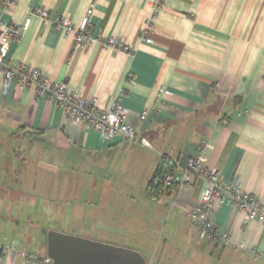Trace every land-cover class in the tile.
<instances>
[{"label": "crops", "instance_id": "crops-1", "mask_svg": "<svg viewBox=\"0 0 264 264\" xmlns=\"http://www.w3.org/2000/svg\"><path fill=\"white\" fill-rule=\"evenodd\" d=\"M152 2L19 0L11 13L0 8L2 21L27 25L10 45L16 66L38 69L100 109L119 101L137 137L103 141L33 88L12 81L5 90L0 76V264H53L47 232L64 230L42 227L66 215L86 221L83 198L107 199L120 183L140 185L128 195L149 200L145 212L133 210L149 223L132 248L146 264H264V226L226 204L211 220L229 244L200 238L191 213L203 181L157 201L147 195L163 159L181 168L202 149L207 169L264 204V0H165L156 13ZM39 9L76 27L90 15L91 42L75 50L71 33L30 16Z\"/></svg>", "mask_w": 264, "mask_h": 264}, {"label": "built area", "instance_id": "built-area-1", "mask_svg": "<svg viewBox=\"0 0 264 264\" xmlns=\"http://www.w3.org/2000/svg\"><path fill=\"white\" fill-rule=\"evenodd\" d=\"M19 0H2L0 8L5 13H11ZM165 0H153L152 7L156 13L161 9ZM48 21L54 28L66 34L73 35L74 49H83L90 42L89 27L90 15H87L80 24L74 26L67 17H50L46 10H37L30 15ZM27 25H16L0 19V76L6 90L12 81H16L21 89L33 88L38 96L46 98L53 106L61 108L75 125H85L96 130L103 141L124 138L137 141L134 130L126 124L127 111L119 101L110 107L100 109L96 100H86L80 94L69 89L65 83H52L47 75L38 69L27 65L16 66L10 56V45L19 41ZM118 45L110 41L109 47ZM123 47V46H120ZM129 51L128 47H123ZM146 113L141 119L144 120ZM141 144L147 145L145 141ZM264 157V152L262 154ZM207 159L202 149L190 158L175 174L164 177L166 187L176 189V192L190 191L197 180L206 185L199 205L191 213V221L195 225L200 238L216 244L228 245L229 236L221 231L212 222L211 213L215 206L228 205L240 210L245 215L246 222H257L264 226V204L255 195L244 191L238 183H227L218 174L217 170L206 168ZM7 253V249L0 240V254Z\"/></svg>", "mask_w": 264, "mask_h": 264}, {"label": "rangeland", "instance_id": "rangeland-1", "mask_svg": "<svg viewBox=\"0 0 264 264\" xmlns=\"http://www.w3.org/2000/svg\"><path fill=\"white\" fill-rule=\"evenodd\" d=\"M91 174H93L91 176L92 179L98 178L96 168H91ZM116 187V191L107 199H101L96 193H94L95 195L91 193L89 196L83 198L85 206H88L84 210L85 214H87L86 221L79 220V215H76V217L74 215L73 218H68L69 216L66 215L61 223L60 219H57L59 217L56 216L57 218L51 223V227L46 225L42 228L62 229L64 230L62 234L65 235L134 250L132 248H136L137 244L135 236L138 233L150 234V228H148L149 223L146 221V217H137L133 213V210L139 209L145 212L148 210L149 200L145 196V193L141 191L128 195L131 190H138L140 185L130 186L126 183H120L116 184ZM77 203V201H73L74 205ZM61 204L63 203L60 202L59 205ZM137 219L139 220L138 224ZM57 232L61 233L58 230Z\"/></svg>", "mask_w": 264, "mask_h": 264}, {"label": "water", "instance_id": "water-1", "mask_svg": "<svg viewBox=\"0 0 264 264\" xmlns=\"http://www.w3.org/2000/svg\"><path fill=\"white\" fill-rule=\"evenodd\" d=\"M47 255L53 264H146L136 251L47 232Z\"/></svg>", "mask_w": 264, "mask_h": 264}, {"label": "trees", "instance_id": "trees-1", "mask_svg": "<svg viewBox=\"0 0 264 264\" xmlns=\"http://www.w3.org/2000/svg\"><path fill=\"white\" fill-rule=\"evenodd\" d=\"M178 171L179 170L175 163L169 161L168 159H163L147 185L149 197L157 201L161 197H168L175 193V188L165 186L164 177L169 174H175Z\"/></svg>", "mask_w": 264, "mask_h": 264}]
</instances>
